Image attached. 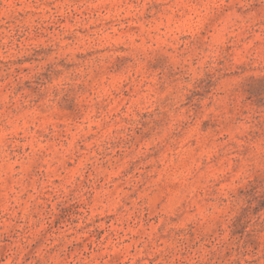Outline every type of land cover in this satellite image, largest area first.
<instances>
[{
	"label": "rangeland",
	"instance_id": "1",
	"mask_svg": "<svg viewBox=\"0 0 264 264\" xmlns=\"http://www.w3.org/2000/svg\"><path fill=\"white\" fill-rule=\"evenodd\" d=\"M0 264H264V0H0Z\"/></svg>",
	"mask_w": 264,
	"mask_h": 264
}]
</instances>
